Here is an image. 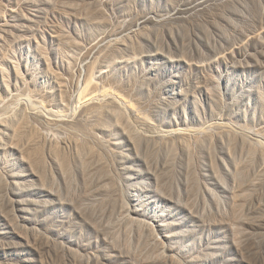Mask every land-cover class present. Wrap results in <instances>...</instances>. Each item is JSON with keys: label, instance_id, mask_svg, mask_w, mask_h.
<instances>
[{"label": "rangeland", "instance_id": "374dc122", "mask_svg": "<svg viewBox=\"0 0 264 264\" xmlns=\"http://www.w3.org/2000/svg\"><path fill=\"white\" fill-rule=\"evenodd\" d=\"M0 264H264V0H0Z\"/></svg>", "mask_w": 264, "mask_h": 264}, {"label": "bare ground", "instance_id": "6f19581e", "mask_svg": "<svg viewBox=\"0 0 264 264\" xmlns=\"http://www.w3.org/2000/svg\"><path fill=\"white\" fill-rule=\"evenodd\" d=\"M79 106H80V105H79ZM79 106H78V107H79Z\"/></svg>", "mask_w": 264, "mask_h": 264}]
</instances>
